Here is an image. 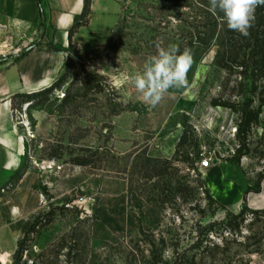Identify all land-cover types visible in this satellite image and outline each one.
<instances>
[{
	"label": "rangeland",
	"instance_id": "374dc122",
	"mask_svg": "<svg viewBox=\"0 0 264 264\" xmlns=\"http://www.w3.org/2000/svg\"><path fill=\"white\" fill-rule=\"evenodd\" d=\"M123 1L121 18L106 43L90 51L76 45L69 49L61 87L36 97L37 107L21 97L14 101L16 120L28 136L20 174L32 170L33 188L42 204L30 219L40 216L37 231L31 226L26 234L22 231L20 264H155L161 255L171 259L177 240L182 251L201 231L207 233L203 227L209 224L213 231L198 252L199 264H264V215L247 212L241 232L232 230L240 219H231L233 211L207 197L202 182L212 196L215 178L199 165L204 157L243 163L250 187H256L264 174V105L243 149L236 138L240 114L214 106L213 101L237 104L254 98L257 106L264 97V76L253 66L242 74L231 62V69L216 63L221 26L214 23H220L223 14L209 11V0ZM157 45H176L181 53L189 49L192 63L187 86L170 89L174 95L153 108L138 99L131 77L143 71ZM100 81L106 87L94 93L92 87ZM66 93L74 98L65 102ZM216 107L235 114L228 132L231 141L203 121ZM34 109L45 111L55 122L53 137L46 131L35 133ZM155 123L161 130L150 129ZM177 127L186 131L182 161L162 178L172 193L156 206L144 194H157V181L142 178L136 165L153 164L154 142ZM77 157H88L100 168L77 165ZM52 175L55 192L46 183ZM48 219L51 222L42 227ZM161 238L166 239L163 247Z\"/></svg>",
	"mask_w": 264,
	"mask_h": 264
},
{
	"label": "crops",
	"instance_id": "0c3cea01",
	"mask_svg": "<svg viewBox=\"0 0 264 264\" xmlns=\"http://www.w3.org/2000/svg\"><path fill=\"white\" fill-rule=\"evenodd\" d=\"M123 4V0H90V12L82 18L86 0H0V264H14L23 227L42 207L40 193L33 188L32 170L27 168L20 174L26 162L28 136L16 120L14 101L18 95L42 91L59 80L68 68L72 45L90 51L106 43L121 18ZM25 43H31V48L14 57L13 50ZM213 110V115L207 113L203 121L223 140L231 141L228 132L234 112L228 108ZM32 116L37 135L46 131L51 138L56 134V124L45 111L34 109ZM150 129L159 131L161 127L155 123ZM183 133L182 127H177L155 141L152 156L171 159ZM203 169L215 178L212 197L229 210L238 212L245 205L264 208V179L260 192L250 191L251 181L243 163L218 159ZM46 183L54 186L53 175ZM52 190L55 192L54 187Z\"/></svg>",
	"mask_w": 264,
	"mask_h": 264
},
{
	"label": "trees",
	"instance_id": "16d2710c",
	"mask_svg": "<svg viewBox=\"0 0 264 264\" xmlns=\"http://www.w3.org/2000/svg\"><path fill=\"white\" fill-rule=\"evenodd\" d=\"M90 12V0H86L85 10L84 13L81 15L82 18L85 17ZM43 14V10H42ZM255 22L254 26L249 29V35L247 37L240 35L238 32L231 31L227 28V25L224 20H221L220 23H214V26L217 27L218 24L221 26L220 32L221 37L219 40V50L216 54L215 61L216 63L226 69H231L232 66L230 65V62L234 64V66L241 67L242 74H248V70L253 66L254 70H258L262 76H264V6H259L255 10ZM83 20V19H82ZM81 21H78L76 25L73 27V29H76L81 23ZM73 46V45H72ZM71 46V47H72ZM56 50H61L60 47L54 46ZM70 61H68V64ZM255 74V73H254ZM64 81V76H62L59 80H57L55 83H53L50 87H47L46 89L30 93V94H23L18 95V97H21L24 99V103H29V106L37 107L39 106V103H36L35 99L36 97L48 94L50 95L55 90H57L59 87H61L62 83ZM106 87V83L103 81H100L98 85L92 87L94 93L103 92L104 88ZM264 92V91H263ZM72 98H74L70 93H66L64 101H69ZM255 99L250 98L246 99L243 103H232V102H226V103H219L218 101H213L214 106H224L231 108L236 113L240 114L238 128H237V134L236 138L240 142V147H243V149L247 146V140L249 135L252 132V128L255 124H258L260 115L263 112V105H264V97H259V104L255 106ZM15 109V105H14ZM118 111L114 110L113 114H117ZM186 139V131L183 133L182 138L177 146L175 156L171 159H163V158H151L150 160L153 162L149 163V166L147 164H141L136 165V167H139V174H142V178H146L148 180L156 179V184L153 187V190H158V193L155 195H152V192L148 195L144 194L147 201L153 203L156 205L157 202H162L164 204L169 199V193H172L168 188L165 187V183L162 178H164V175L167 174L168 169L172 168L176 161H182L179 159L180 156V148L185 143ZM241 154V151H240ZM99 162L101 161L99 158L97 159ZM231 160V159H230ZM92 159L88 157H77L74 159V163L77 165L92 167L94 169H99L97 165H93ZM144 171V173H142ZM264 178V174H262L259 177L258 183L256 184V187H250V191L254 192H260L261 191V181ZM202 182V181H201ZM207 195V197L210 200H213V197L210 195L208 188L206 185L202 182L201 186ZM129 189H133L132 185H129ZM169 191V192H168ZM180 191V187L176 189V192ZM168 192V193H166ZM176 198V197H175ZM217 202V201H216ZM218 203V202H217ZM157 206V205H156ZM247 212H251L253 214H260L264 215V209H251L247 205L243 206L241 211L239 213L230 212L229 216L231 219L238 220L240 219V222L233 226L231 229L235 232H241V226L243 222L245 221V216ZM51 222L50 219L46 220V223L42 224V227L48 225ZM40 223V216L36 217L33 221L29 220L23 227V232L26 234L27 229L29 226H31V231H37L36 227L39 226ZM213 224L205 225L203 229L207 230L208 232L203 234L201 231L199 233V236L196 237V239L189 244L188 247L180 251V247L177 244L179 240H177V243H173L174 250H173V256L171 259H165L161 255L160 259L156 261L155 264H199V250L203 247L204 242L209 241L208 236L209 233L212 230ZM230 228V226H228ZM140 232L142 234H147L142 228L140 229ZM150 235H153L152 233ZM200 235H205V238L202 239ZM166 239L161 238L160 244L161 246H165ZM153 247L159 248L156 243L153 241L152 243ZM25 243L20 238L18 243V248L14 254V264H20L21 258H22V252L24 250ZM208 248V246H206ZM160 249V248H159ZM158 249V250H159ZM161 250V249H160ZM194 250H197L193 252ZM193 252V253H192Z\"/></svg>",
	"mask_w": 264,
	"mask_h": 264
},
{
	"label": "clouds",
	"instance_id": "9594fccd",
	"mask_svg": "<svg viewBox=\"0 0 264 264\" xmlns=\"http://www.w3.org/2000/svg\"><path fill=\"white\" fill-rule=\"evenodd\" d=\"M209 5L214 15L217 11L223 14L229 30L247 37L254 26L255 10L264 6V0H209ZM191 63L189 49L181 53L176 45L167 48L157 45L156 54L146 59L143 71L131 77L138 99L153 108L158 106L166 97L174 95L170 89L187 86Z\"/></svg>",
	"mask_w": 264,
	"mask_h": 264
},
{
	"label": "built area",
	"instance_id": "2783aa9c",
	"mask_svg": "<svg viewBox=\"0 0 264 264\" xmlns=\"http://www.w3.org/2000/svg\"><path fill=\"white\" fill-rule=\"evenodd\" d=\"M31 48V43H25L23 45L18 46L13 50L14 57L20 56L22 53L28 51ZM217 158V157H216ZM220 159V158H217ZM215 158L214 157H204L200 162V167L206 168L209 167L213 162Z\"/></svg>",
	"mask_w": 264,
	"mask_h": 264
},
{
	"label": "water",
	"instance_id": "95a60500",
	"mask_svg": "<svg viewBox=\"0 0 264 264\" xmlns=\"http://www.w3.org/2000/svg\"><path fill=\"white\" fill-rule=\"evenodd\" d=\"M218 161V159H215L214 162L216 163Z\"/></svg>",
	"mask_w": 264,
	"mask_h": 264
},
{
	"label": "bare ground",
	"instance_id": "6f19581e",
	"mask_svg": "<svg viewBox=\"0 0 264 264\" xmlns=\"http://www.w3.org/2000/svg\"><path fill=\"white\" fill-rule=\"evenodd\" d=\"M30 134H32V131L30 130ZM32 136V135H31Z\"/></svg>",
	"mask_w": 264,
	"mask_h": 264
}]
</instances>
